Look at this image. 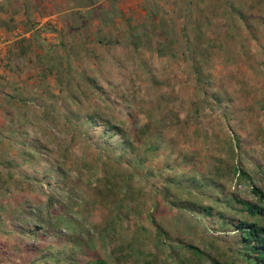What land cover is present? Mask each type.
<instances>
[{
	"label": "rangeland",
	"instance_id": "obj_1",
	"mask_svg": "<svg viewBox=\"0 0 264 264\" xmlns=\"http://www.w3.org/2000/svg\"><path fill=\"white\" fill-rule=\"evenodd\" d=\"M137 24L0 32V264H251L233 224L264 215L231 198L263 205L264 0H138Z\"/></svg>",
	"mask_w": 264,
	"mask_h": 264
},
{
	"label": "crops",
	"instance_id": "obj_2",
	"mask_svg": "<svg viewBox=\"0 0 264 264\" xmlns=\"http://www.w3.org/2000/svg\"><path fill=\"white\" fill-rule=\"evenodd\" d=\"M10 2L13 7L10 16L0 21V32L8 35L2 44L31 35L38 45L58 44L62 38L72 40L71 44L74 45L86 43L88 40L94 42L95 36L111 37L116 33V29L120 27L126 29L127 23L134 27L138 25V0H10ZM123 29L118 31H124ZM13 33L14 36H11ZM36 51L38 50L36 49L34 53ZM25 78L23 75L15 76L13 80H9L13 86L6 80L4 83L14 88L19 82H25Z\"/></svg>",
	"mask_w": 264,
	"mask_h": 264
},
{
	"label": "trees",
	"instance_id": "obj_3",
	"mask_svg": "<svg viewBox=\"0 0 264 264\" xmlns=\"http://www.w3.org/2000/svg\"><path fill=\"white\" fill-rule=\"evenodd\" d=\"M134 37H135V33L134 35L132 34L131 38H134ZM133 42L135 43V41ZM88 119H89V116H88ZM110 127H111L110 130L112 131V133L122 134L118 126L111 125ZM22 152H25L24 149H22ZM0 165L4 166L3 162H0ZM234 172L237 173V175H240V174L243 175L244 173L237 166L234 168ZM251 191L258 198H260L263 205H261L260 203L242 200L238 198H231V199L236 201L237 204H239L243 212L249 213L252 216H257V215L263 216L264 215V194L262 193L260 188H258L257 186L253 184L251 187ZM179 207L186 208L190 211L191 210L199 211V212H204L208 215H212L210 212L211 208L209 206H204V205L196 206L194 203H189V204L181 203ZM218 213H220L219 215L223 217V214H221L220 211H218ZM233 225L235 227V230L239 233V239L242 243L243 249L245 250V254H247V256L252 259L251 264H264V226L260 225L257 221L248 222L247 220H238L237 223H234ZM187 246H190V245H187ZM91 264H104V262L98 260V261L92 262Z\"/></svg>",
	"mask_w": 264,
	"mask_h": 264
}]
</instances>
